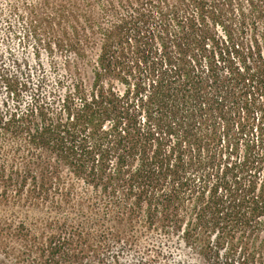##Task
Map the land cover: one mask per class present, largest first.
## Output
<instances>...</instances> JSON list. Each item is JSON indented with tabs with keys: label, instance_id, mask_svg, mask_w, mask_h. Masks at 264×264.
<instances>
[{
	"label": "trees",
	"instance_id": "16d2710c",
	"mask_svg": "<svg viewBox=\"0 0 264 264\" xmlns=\"http://www.w3.org/2000/svg\"><path fill=\"white\" fill-rule=\"evenodd\" d=\"M59 3L62 32L28 23L48 68L0 63V246L55 257L159 234L264 264V0Z\"/></svg>",
	"mask_w": 264,
	"mask_h": 264
},
{
	"label": "rangeland",
	"instance_id": "374dc122",
	"mask_svg": "<svg viewBox=\"0 0 264 264\" xmlns=\"http://www.w3.org/2000/svg\"><path fill=\"white\" fill-rule=\"evenodd\" d=\"M52 0H0V9L2 10V20H0V56L3 66L16 67V64L28 66L33 76H40V69L48 68V59L46 51L38 48V41L35 34H30L32 29H28V23L32 18H39L43 21L41 32L55 29L58 32L63 30V21L57 14L55 21L50 23L52 17V6L49 3ZM60 0H57V4ZM15 4L27 21H20L16 16H9L10 6ZM12 17V18H11ZM49 18V19H48ZM6 19L13 27L12 32H8ZM40 24V23H39ZM40 49L41 59H36V50ZM59 64L62 65L63 59L57 56ZM41 63V64H40ZM51 80V79H50ZM51 84H54L51 81ZM4 94V93H3ZM4 100V95L1 96ZM38 213L27 210H19L18 217L33 219ZM41 215V214H39ZM41 217V216H38ZM152 234L143 237L141 241H135L123 249V245H102L86 247L82 246L76 250H65L71 255L70 259L65 258V252L52 256V248L45 241H7L8 246H0V264H47L49 262H58V264H72V261H78L77 258L97 257L96 260L103 257L100 264H115L117 261H127L130 258H144L153 264H211L202 259L194 249L184 245L181 241L175 239H165L159 234ZM82 250L83 252L76 256ZM12 253V254H11ZM8 254V256H7ZM106 258V259H105Z\"/></svg>",
	"mask_w": 264,
	"mask_h": 264
}]
</instances>
